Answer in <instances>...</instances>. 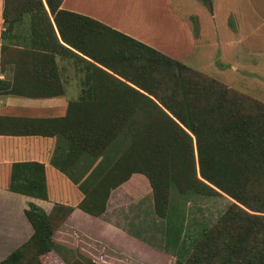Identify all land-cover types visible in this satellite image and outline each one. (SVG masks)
<instances>
[{
  "label": "trees",
  "instance_id": "1",
  "mask_svg": "<svg viewBox=\"0 0 264 264\" xmlns=\"http://www.w3.org/2000/svg\"><path fill=\"white\" fill-rule=\"evenodd\" d=\"M21 1L22 8L12 9L14 15L39 14L47 30L31 21L28 25L53 34L41 0ZM61 1L44 0L61 40L93 59L105 62L107 56L115 62L117 57L103 50L105 40L116 42L109 37L114 30L59 9ZM118 35L129 40L125 58L129 67L118 74L145 93L105 74L100 86L80 89L77 100L67 106L64 125L56 128L64 145L75 152L59 166L84 195L80 208L98 215L109 190L133 172L148 179L154 212L163 218L170 189L185 196L224 194L230 202L223 213L201 230L187 258L174 264H264V104L250 99L255 106H249L242 96L230 97L220 84L221 93H214L210 85L193 77L208 76ZM239 102L247 109H241ZM51 162L59 167L53 158ZM254 187L263 192L254 195ZM7 188L45 199L42 164L13 163ZM52 211L68 214L70 208L54 204L46 213L28 203L24 215L32 234L0 264L21 259L28 245L35 255L51 249Z\"/></svg>",
  "mask_w": 264,
  "mask_h": 264
},
{
  "label": "crops",
  "instance_id": "2",
  "mask_svg": "<svg viewBox=\"0 0 264 264\" xmlns=\"http://www.w3.org/2000/svg\"><path fill=\"white\" fill-rule=\"evenodd\" d=\"M41 2L54 36L49 29L43 31L28 25L31 21L46 29L43 16L14 15L12 9L22 8L24 1L0 0V261L32 234L33 229L24 215L28 203L36 204L46 213L54 204L69 207V216L84 211L80 208L84 195L60 168L61 161L66 156L74 157L75 152L64 145L56 128L64 125L62 118L66 116L67 106L77 100L80 89L100 86L105 74L145 93L118 74V71L127 72L129 67L125 59L129 40L118 34L183 63L171 52L192 49L196 37L206 27L203 26L206 21L203 0H62L59 9L80 14L114 30L109 37L116 42L110 43L108 39L103 43V50L117 57L112 62L106 56L104 61L111 62L110 66L63 42L44 0ZM232 16V28L225 31L223 23L221 34L239 37L241 32H252L251 25L256 18L264 19V0H233ZM168 39L173 41L171 46L166 44ZM52 158L59 167L51 162ZM15 162L42 164L45 199L8 190L10 168ZM134 173L139 172L131 173L109 190L102 211L108 208L111 192ZM148 185L153 211H156L149 182ZM170 190L165 211L172 208L174 196ZM139 203V211H142L143 203ZM61 240L57 243L64 244L65 239Z\"/></svg>",
  "mask_w": 264,
  "mask_h": 264
},
{
  "label": "rangeland",
  "instance_id": "3",
  "mask_svg": "<svg viewBox=\"0 0 264 264\" xmlns=\"http://www.w3.org/2000/svg\"><path fill=\"white\" fill-rule=\"evenodd\" d=\"M203 2L206 4L203 26L206 27L196 37L195 45L188 51L171 53L175 59L208 76L193 77L210 85L212 92L221 93L220 84L230 97L242 96L245 100L241 101L249 106H255L250 99L264 104V19L256 18L251 25L252 32H241L239 37L221 34L223 23L225 31L232 28L233 0ZM193 25L196 27L195 22ZM172 42L168 39L166 44L171 46ZM237 104L247 109L241 102ZM253 189L254 195L263 192L261 187ZM170 192L174 196L172 208L168 209L166 218L159 217L153 211L146 178L134 173L111 192L108 208L98 215L90 216L83 211L69 216L67 211H52L49 219L53 226L51 249L35 255L28 245L21 259L11 264H174L176 260L184 261L201 236V230L214 224L230 199L224 194L183 198L173 189ZM141 201L143 209L139 211ZM62 238L65 243L58 244Z\"/></svg>",
  "mask_w": 264,
  "mask_h": 264
}]
</instances>
